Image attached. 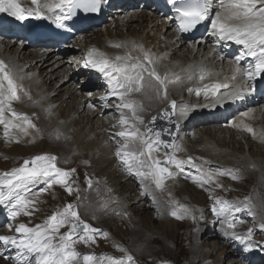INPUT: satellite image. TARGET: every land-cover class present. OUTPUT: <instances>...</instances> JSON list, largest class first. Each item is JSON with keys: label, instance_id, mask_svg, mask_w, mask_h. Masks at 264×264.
I'll use <instances>...</instances> for the list:
<instances>
[{"label": "bare ground", "instance_id": "obj_1", "mask_svg": "<svg viewBox=\"0 0 264 264\" xmlns=\"http://www.w3.org/2000/svg\"><path fill=\"white\" fill-rule=\"evenodd\" d=\"M119 1L121 6L112 11L110 10L111 5L116 4L117 0H104L100 19L103 14L109 18L108 15L114 13L104 28L94 27L90 33L87 32L88 35H83L84 32L74 28L75 38L65 44V51H75L71 52L72 56L69 57H65L64 52H60V48L56 46H44L41 40H24L18 29L21 20H17L7 13H0V60H3L11 70L17 85H19L18 95L20 97L18 100L11 101V108L18 115L13 117L10 111L5 112V117L20 127L6 129L5 124L0 123V175L8 173L3 172L8 169L19 168L17 163L25 158L31 159L35 155L47 154L56 157L54 163L57 168L70 171L67 185L72 188L70 194L65 185L52 183L49 186L47 178L29 182L26 193L22 194H25L26 199L35 201V203L24 210L18 209L20 214L15 219L9 215L10 213L6 214L10 216L9 222L0 227V235L22 238V234L15 231L19 224L23 223L30 228L43 225L51 211V206L57 202L67 201L75 208L84 209L83 213L88 211L87 219H91L94 223L100 222L99 218L106 216L109 209L125 212L128 218L124 222L130 225L134 224V218L137 217L138 220H135V224L138 226V231L141 229L139 222L144 224L157 219L163 225L164 222H167L166 220L169 222V219H175L176 222L170 221L162 232L163 238L166 239L176 236L175 226L184 223L192 228L198 226L197 232L188 230L181 236L184 238L182 241H185L186 248L190 249V251L188 250L190 252L188 260L191 259L192 263H194L193 260L198 263L199 258L201 260L209 253V251H202L201 248L207 244L206 239L213 235L218 241L219 251L222 252L220 255L222 260L219 259L215 263V261L207 262L208 259H204L205 263L200 264L232 263L236 260L237 255L239 264H264L263 242L243 240L244 229L234 231L241 237L240 239L230 238L227 234L228 227L222 223V220L220 223L222 215L213 211L214 208L219 209L222 206L220 202L224 201L235 208L234 214L242 213L243 216L251 217L253 206L252 201L247 197L239 198L226 194L229 184L240 182L237 166L230 164L233 166L227 173V177L223 178V174L227 172L226 167L230 165L222 163V169L219 170L216 169L217 162L211 160L212 156L219 160L223 157H231L230 154H224L222 148L241 147L240 144L243 142V149L254 151L255 147H259L260 149L255 151L256 153L261 152L264 157V102L259 101L260 98L257 100L249 88L247 90L242 88L239 93L235 92V84L242 77V72H237V64L235 67L229 60V51L222 49V53L218 51L223 44L216 40L215 34L186 40L181 36L177 21L174 16L170 15L166 7L154 9V7L147 8L146 4H139L136 8H132L129 7L127 0ZM130 1L137 2V0ZM153 1L160 3L161 0ZM40 2L44 4L48 0H40ZM217 2L210 3V7L217 5ZM22 3L27 8L35 7L31 4V0H22ZM227 3L228 0H224V4ZM62 10L57 9L54 13H47L46 9L44 11L45 14L58 15L62 13ZM224 15H227V11L222 16ZM229 22L240 23V21ZM128 28L131 30L129 31ZM102 29L105 30L102 31ZM33 44L34 46H32ZM116 44H120L121 47H115ZM26 46H32V48L26 49ZM137 46H142V48ZM92 50H98L93 52L92 58L94 59L99 53H103L108 59L115 60L117 56L123 57L130 52L132 56L140 57L141 62L145 64L147 62L143 61L144 52L150 53L153 63L149 67L156 69L161 78L165 80V84L161 86L158 81L145 73L144 88L131 95L130 98L141 106L138 108L137 114L143 117L142 124L131 117L128 109H118L117 106L122 101L113 92L114 90L122 91L119 85L114 81L110 83V78L97 68L92 67L91 64L86 66V62L89 60L88 53ZM248 56L243 67L250 70L255 64V57ZM117 63L120 62L117 61ZM199 64L208 65V68L214 66L215 70L210 72ZM220 64L222 65V76L217 73ZM240 66L242 67V65ZM79 74L93 78L90 86H96L102 95L97 98L99 93L95 96L89 92H80L82 87H77L80 81L79 79L75 80ZM85 76L81 77L84 79ZM201 76L203 79L200 83L204 91L199 92L197 97L202 100L193 97L197 101L192 99L189 102V96L199 88L194 86L193 79L200 80ZM63 82H67V84ZM217 84H226L227 87L217 89L215 87ZM183 85L186 86L184 89ZM259 86H264V83ZM180 87L182 92L177 93L176 89L178 90ZM207 93H210V97L206 96ZM53 95H57V97H53ZM169 97L178 103L175 117L179 121L177 124L180 134L174 147V155L172 154L171 158L182 163L178 168L176 163L170 160L172 179H164L163 187L158 188L156 183L145 184L144 178L136 174V169L130 171L128 165L116 155L125 139L118 136L117 133L127 127L120 123L121 111L129 119L130 124L135 123L141 133L144 123L151 117L158 116L160 109L169 101ZM100 102L106 103V105H101ZM90 105L94 107L95 111L90 110ZM243 109L249 111L241 113ZM101 112H104V116L99 118ZM228 114H237L234 118L236 123L231 127L221 128V125L214 124L215 126L208 127V129H202V126H199L198 131L195 128L192 129L199 123H216L221 118L227 117ZM110 115L115 116V120L105 123ZM255 115L260 117H254ZM25 117L35 127L29 126ZM152 120L153 118L148 123ZM247 128H251L253 131L249 132ZM204 134L217 142L215 143L216 147L210 143L211 141L209 143L203 141ZM198 146H201L199 148L201 151H195L194 147ZM44 148L48 151H43ZM128 150H132V148L130 147ZM136 150L145 151L146 155L141 159L145 161L146 165L160 157V154L155 152V148L151 152V159L147 158V150L142 146H137ZM73 153H76L74 157ZM188 155L196 158L195 163L198 165L200 174L198 180L185 172L188 164L184 158ZM73 160L78 165H75ZM80 161L83 163L87 161L85 164L88 165L87 170L79 171ZM239 162L238 168L240 165L244 167L254 165L257 168L259 172H257L256 178H252L251 174L246 172L242 175L246 180L254 183L252 193L258 190V195L263 198L264 162L259 163L253 159L240 160ZM73 169L75 171H71ZM139 170L148 171L146 166ZM213 175L216 177L213 178ZM133 179L139 182L138 185L142 183L143 187L133 185ZM228 180L231 182L228 183ZM15 204L16 200L13 197H8L0 204V214L8 213L11 206ZM208 208L212 215L209 211L207 213ZM26 211L31 215L25 214ZM174 212L175 216L172 214ZM178 216L183 218L178 219ZM207 221L212 224L213 229L201 230ZM216 222H218L217 229L214 225ZM110 238V235L103 237L98 244L99 248L95 250L78 249L73 245L80 254L79 264H84L83 257L85 255L95 257L94 264H110V259H119L118 256L121 254L113 248L116 242ZM197 238H200L202 242L195 246ZM230 243H235L234 250L227 248ZM239 248H242L244 252H239ZM165 249L167 248L164 247L166 252ZM105 255L107 260L104 259ZM25 259L28 264H36L34 254L24 257L20 255V250L14 245L0 241V264H25ZM166 259L171 260L170 256ZM102 260L103 262H101Z\"/></svg>", "mask_w": 264, "mask_h": 264}, {"label": "snow or ice", "instance_id": "obj_2", "mask_svg": "<svg viewBox=\"0 0 264 264\" xmlns=\"http://www.w3.org/2000/svg\"><path fill=\"white\" fill-rule=\"evenodd\" d=\"M31 4L34 8H27L23 6L22 0H0V13H7L17 20H26L30 16H37L38 18L45 15V9L47 13H54L57 9H67V14L63 17L57 16V26L64 27L62 20L71 18L73 9L83 8L85 11L97 12L100 10L101 0H48L47 3L41 4L40 0H31ZM221 5L227 9V15L222 16L221 13H217L215 18L212 19V28L217 30L213 34H219L222 38L236 40L237 43L242 44L248 49V55L256 58V64L254 69L246 72L249 79H252L254 75L264 72V0H228L225 5L224 0H221ZM259 5V7H257ZM175 11L178 13V19L180 21V29L182 31L194 28L198 23L205 20L209 16V6L202 0H188V2L176 7ZM229 21H240V23H230ZM115 47H121L120 44H116ZM141 47L142 46H137ZM98 50H92L88 53L89 60L86 62V66L91 64L92 67L97 68L100 72L105 73L110 78V83L115 82L119 85L122 91H115L113 94L118 95L122 101L118 105V109H128L131 113V117L135 121L143 123V117L138 115V108L141 107L137 102L131 99L133 93H138L144 88V74L150 78H154L159 82L161 86L165 84V80L157 73L152 65L150 53L144 52L143 61L141 58L132 56L129 52L125 56H117L115 60L108 59L103 53H99L97 58L93 57V52ZM239 57L237 61H239ZM119 61L120 63H117ZM237 72L241 70L236 69ZM179 79V77H177ZM203 79V76H201ZM217 89L221 87H227V85L217 84ZM18 88L14 76L7 64L0 60V123L5 124L6 129L8 127H20L18 124H14L10 119L5 117V112L10 111L13 117L18 114L12 110L11 101L18 100ZM165 96L167 94L165 88ZM172 105L175 106V101H172ZM91 107V105H90ZM26 122L31 127H35L31 124V121ZM155 120V117H153ZM120 123L125 125V129L117 133L118 136L124 137V143L121 148L117 150L116 155L128 165L129 170L136 169V174L140 177L146 178L151 176L155 180L156 187H163V180L165 174L171 176L172 173L166 167L161 165L159 159L153 160L151 164L145 163L141 157H145V151H138L137 146H142L147 150V158L151 159V152L153 151V142L148 138L147 133H140L135 123L129 122V119L121 111ZM27 130L25 129V132ZM247 131L252 132L253 129L247 128ZM150 132V130H149ZM7 135V132L5 133ZM160 133H156L157 140L159 141ZM161 143H163L161 141ZM132 148V150H125ZM56 157L50 155H39L29 160H25L23 165L19 168H14L11 172L0 175V202L13 197L16 200L15 208L24 210L29 205H33L35 201L26 199L25 194L27 184L31 181H35L41 178H47L49 186L52 183H58L65 185L66 190L71 194L72 188L67 185V178L70 176V171L57 168L54 161ZM173 161L179 168L181 161ZM191 158H189V161ZM31 165V166H29ZM147 167L148 171H140L139 168ZM71 171H75L74 169ZM210 175V174H209ZM236 179L237 177H233ZM89 183H91L89 181ZM221 207L219 209L214 208L213 211L218 215H223L230 211V205L227 202L221 201ZM19 211H12L11 217L15 219L19 215ZM27 215H31L30 212H25ZM174 216L176 213H172ZM71 217V227L67 233L57 234L59 229L65 226L69 222ZM182 219L183 217H177ZM85 234L99 233L101 230L92 228L91 225L84 223L80 220L79 214L74 210L72 204L65 206L62 212L53 213L43 225H36L34 228H30L27 225L21 223L15 229L16 232L22 234V238L17 239L15 236L0 235V241L5 244H12L20 250V255L24 257H30L35 254L36 264H79L80 254L73 247L74 241L72 237L76 234L77 229L81 228ZM229 228H235V224L229 222ZM264 228V225H261ZM107 236V233H102ZM251 229H249V235ZM233 235H236L233 233ZM237 239H240L237 235ZM85 243L92 241L94 237L87 235V240L84 236L79 237ZM19 259V256H18ZM95 257L91 255H85L83 257L84 264H94ZM135 264L134 258L128 255L120 259H110V264ZM25 264H28L25 259Z\"/></svg>", "mask_w": 264, "mask_h": 264}, {"label": "rangeland", "instance_id": "obj_3", "mask_svg": "<svg viewBox=\"0 0 264 264\" xmlns=\"http://www.w3.org/2000/svg\"><path fill=\"white\" fill-rule=\"evenodd\" d=\"M117 8H118V5H113L110 10L114 11V9H117ZM133 8H136V7H133ZM226 11H227V9L221 5V0H218L217 5L215 7V13H214L213 17L211 18V20L209 22V26H212V19L215 18L217 13H221V15H223L224 13H226ZM113 14L108 15L109 18L107 17V15L103 14L101 16V19H100V21L98 23L88 26L87 27L88 29L85 30L84 33H82V34L83 35L84 34L88 35L90 33V30L92 28H94V27H97V26H99L100 29L104 28L110 22L109 19H110V17L112 18ZM131 28H128V30L130 31ZM104 30L105 29H102V31H104ZM87 32H89V33H87ZM32 46H34V44ZM32 46H26V49H31ZM73 51H70V50L69 51H64L65 57L72 56L71 52H73ZM214 68H215L214 66H211V67H209V70H211V69L213 70ZM218 70L219 71L217 73L220 74V76H222V74H221L222 73V65L221 64L219 65V69ZM82 75L85 76V74H79L77 76V78L75 79V80L79 79V81H80V83L77 86L78 88L82 87L80 89V92H82V91L83 92H89L91 94H94L95 96L97 95V93H99L97 95V98L100 97L102 95L101 91L99 92V90L96 88V86H90L91 83L93 82L92 81L93 78H91V77L86 75L85 78L83 79L81 77ZM193 80L194 81L192 83L194 84V86L195 87H199V88L195 89L193 94H191L189 96V98H190L188 100L189 102H190V100L195 99L198 96L199 92L204 91L201 88L202 84L200 83V80H198V79H193ZM63 83L67 84V82H63ZM185 87H186L185 85L182 86L183 89ZM182 88L180 87V88H178V90L176 89V92L177 93H181L182 92ZM94 90H97V91H94ZM206 96L210 97V93H207ZM53 97H57V95H55V96L53 95ZM193 97H195V98H193ZM197 98L199 100H202V98H200V97H197ZM172 101H175V100H172L171 97H169V101L161 109H164L165 113H167L172 108L173 117H174V120H175L176 119L175 112L177 110L176 106H178V103L175 101V106H173L172 105ZM195 101H197V99H195ZM102 104L106 105V103H101V105ZM188 104H190V103H188ZM96 107H97V104H96ZM247 109H243V111H241V113L249 111ZM90 110L95 111L94 107H91ZM106 110H108V109H106ZM105 112H108V111H105ZM251 112H253V110H251ZM262 112L263 111H261V113ZM103 113L104 112L100 113L101 115H99V118H102L104 116ZM112 113L116 114L115 112H112ZM235 115H237V114H234V115L228 114L227 117L221 118L216 123L215 122H213V123H210V122L199 123L197 126L192 127V129L195 128L196 131H198L199 130V126H202V129L203 128H207L208 129V127L212 128V126H215V125H218V124L221 125V128L231 127L233 124L236 123V120L234 119ZM153 117H151V118H153ZM254 117H258L259 118L260 116L259 115L258 116L255 115ZM150 119H148L144 123V126H143V129H142L141 133H148L150 135H156V128H155L154 124L151 125L149 127V129H148L147 123H148V121ZM114 120H115V116L110 115V117L108 118V120L105 121V123H108L109 121H114ZM170 121L171 120L169 118V122ZM177 123L179 124L178 120L176 122L171 121V128L173 129V131H175V141L173 143L171 153H170V155L168 157L169 158L168 166H169V169H170L171 173H172V171H171L172 167H170L171 166L170 165V160H173V159H171V157L174 155V147H175L177 141L180 138L179 129H178L179 125ZM149 130H150V132H149ZM150 140L153 142V148H155V152H157V154H160V157H157L156 159L163 158L165 156V146H164V144L161 143V140H159V141L155 140V139H150ZM203 141L205 143H209V141H211L210 143H212L213 146H215V143H217L216 141L213 140L212 137H209L208 135H205V134L203 135ZM243 144H244V142L242 144H240L241 147H238V146L235 147L236 149L235 148H231L230 146H229V148H222V150L224 151V154H227V155L230 154L231 157H223L221 160H219L217 157H213L212 156L211 160H212V162H217L218 166H217L216 169H219V170L222 169V167H221L222 163L226 164V165L233 164V165L237 166L236 169H238V171H239L240 182L233 183L231 185L229 184V189H228L226 194H230V195H232L234 197H239V198H243V197L249 198L252 201V206H253V208L251 209L252 216L251 217L250 216H243L242 213L241 214H234L235 213V208L234 207H230V211L224 213L223 215H225V216L223 218H222L223 215L220 217V223H221V220H222V223L225 226H227V227H228L229 222L235 224V228H229L228 227V232H227L228 236L230 238H234V240H237L236 236L238 235V234L233 235L234 231L236 229L237 230L244 229L245 234L243 236V238H244L243 240H245V239L259 240V241H262L263 244H264V228H261V225H264V197L261 198V195H258V193H257L258 190L255 193L254 192L252 193L253 184L254 183L249 182L242 175V173L246 172V173H250L252 178L253 177L256 178V174L259 171L257 170L256 167H254V165L253 166L249 165L247 167H244L243 165H240V168H238V163L240 164V162H239L240 160H243V161L248 160L249 161V160L253 159V160H256L259 163H263L264 162V157L262 156L261 152H259L260 156H259V153H256L255 150L256 149L259 150L260 149L259 147L258 148L255 147L254 148L255 150L252 151L251 149H249V150L248 149H243L242 148ZM200 147L201 146L194 147L195 151L196 150L201 151L199 149ZM114 148H116V147H114ZM263 149H264V146H263ZM45 150L48 151L46 148H44L43 151H45ZM125 150H128V149H125ZM75 155H76V153L72 154L73 157ZM35 156H38V155H35ZM81 158H83V157H81ZM189 158H191L190 161H189ZM184 159H185L186 163L188 164V166L185 168V172L188 173L190 176H192L194 179L198 180L200 174H199V168L197 167L198 165H197V163H195L196 162V158L194 156L188 155V156H185ZM25 160L31 161L30 158H25V159H23V160H21L20 162L17 163V167H21L23 165V163H24L23 161H25ZM73 163H75V165H78L77 162H75L74 160H73ZM86 163H87V161L84 162V163L82 161H80V163H79V165L81 166L79 168L80 172H82L84 170H87L86 167H88V165H85ZM233 165H230V166L226 167V171L227 172L225 174H223V178L227 177V173L230 171V168ZM29 166H31V165H29ZM195 168H197V169H195ZM189 170H191V171H189ZM9 171H11V169H8V170L3 171V172H9ZM172 176L173 175H171V176L167 175V176H165L164 179H172ZM212 177L215 178L216 176L213 175ZM143 180H145V184H148V185H153L155 183V180H153V178L151 176L146 177ZM132 181H133V183H132L133 185L136 184V186H138V187H143L142 183H140L138 185V183H139L138 181H136L134 179ZM224 181L226 182V180H224ZM227 182L229 183L231 181L228 180ZM263 189H264V187H263ZM226 194H224V195H226ZM0 204H1V202H0ZM105 204H104V206H105ZM66 205H68L67 201H65V202H63V201L62 202H57L54 205H52L51 208H50L51 211L49 212V215L47 216V219L50 216H52L53 213L62 212ZM11 207L12 208H11V210L8 213L7 212H2L0 214V227L5 226L9 222V217L11 216L9 213H11L12 211H18V209L15 208L14 206H11ZM106 209H107V207H106ZM74 210L77 211L78 214H79V217L83 221H85L87 224L91 225L92 228L101 230L99 233L85 234L84 232H81V233L77 234L76 236H74L72 238V240L74 241L73 245H75L78 249L81 248V249H87V250H95V249L99 248L98 244L100 243V240L103 237H105L102 233H107V235L111 236L110 239L111 240L113 239L112 241L116 242V244L113 246V248H114V250L116 252L121 254V255L118 256V258L120 259V258H124V257H126L128 255H131L134 258L135 264H200V263H203L205 261L204 259H208L207 262L215 261V263L218 262L219 259L222 260L220 258V255H221L222 252L219 251V249L217 247V242L218 241L215 238V236H213V235H211L209 238L206 239V243L207 244L205 246H203V248H201V250L204 251V252L209 251V253L207 255H205L206 257L204 256L203 259H201V260L199 258L200 262L198 261V263L195 262V260H193L194 263H192L191 259L188 260V258L190 257V252H189L190 249H189V247H188V249L186 248L185 243H184L185 241L184 242L182 241V239H184V238H181V236H182L183 232H187L188 230H190L192 232H197L198 229H199L198 226H194L195 228H192V226L188 225L187 223L175 226V228H176V236L172 237L171 239H166L165 237L163 238V236H162L163 233L162 232H163L164 228L166 227V224H168L170 221L176 222L175 219H169L170 220L169 222H168V220H166L167 222H164L163 225H162V222H160V220H157V219H156V221H150V222L147 221L144 224L142 222H139L140 223L139 225H141L139 227L141 229H140V231H138L137 230L138 226H136V224H135V220H138V218L137 217L134 218V221H133L134 224H132V225L127 224L126 222H124V220H127L128 216L126 215L125 212H120L119 210L109 209V211L106 214V216H104L103 218L102 217L99 218V219H101L100 222H96V223H94L91 219L90 220L87 219V217H89L88 216V214H89L88 211L83 213L84 209H81L80 207H78V208L74 207ZM208 211L210 213L209 208L207 209V213H208ZM6 214H9L10 216L6 215ZM227 214H229V215H227ZM149 215H150V213H149ZM210 215H212V213H210ZM103 220H106V221H103ZM71 222H72L71 217H69V222L66 223L65 226H63V227H61L59 229V233L57 234V238H59V234L66 233V231L70 229ZM204 224H203L201 230L209 231V230L213 229L212 228V224L209 223L208 221L205 222ZM214 225L216 226L215 228L217 229L218 228L217 227L218 226V222H216V224L214 223ZM187 226H188V228H187ZM249 229H251V234L250 235H249ZM177 233H178V235H177ZM87 235H92L94 237V242L89 241V242L85 243L83 240L79 239L80 236H84L85 240H87ZM243 240H240V241H243ZM201 242H202L201 239L197 238V242H196L195 246L196 245L197 246L200 245ZM234 244L235 243H230L229 245H227V248L229 247L228 249L232 248V250H234ZM163 246L167 248V249H165L166 252L164 251V247ZM195 248H199V247H195ZM177 249H178V251H177ZM239 252L243 253L244 251H243L242 248H239ZM208 255H210V257H208ZM169 256H170L171 260L166 259V258H169ZM238 257L239 256L237 255L236 260L234 262H232V263H223V264H239L240 261H239ZM104 259L107 260V256L106 255H105ZM103 260L101 262H103ZM125 264H127V261H125Z\"/></svg>", "mask_w": 264, "mask_h": 264}, {"label": "water", "instance_id": "obj_4", "mask_svg": "<svg viewBox=\"0 0 264 264\" xmlns=\"http://www.w3.org/2000/svg\"><path fill=\"white\" fill-rule=\"evenodd\" d=\"M169 117H170V120L173 121V115H172V112L171 111H170ZM156 133H160V136H159V139L160 140L165 139V143H164L165 152H166V154H169L170 151H171V147H172L173 141H174V133H173V130L171 131V133L168 131V125L166 123V119L164 118V116H162L161 121H160V124L156 128ZM169 133H170V135H169ZM148 137L149 138H153V139H157L156 135L155 136L154 135H150ZM160 161H161V165L163 167H166L169 170V168L167 166V164H168V158L165 157V158H163ZM166 175L167 174H165V176ZM81 231H82V225H81V228L77 229L76 234L79 233V232H81ZM76 234H74V235H76Z\"/></svg>", "mask_w": 264, "mask_h": 264}]
</instances>
